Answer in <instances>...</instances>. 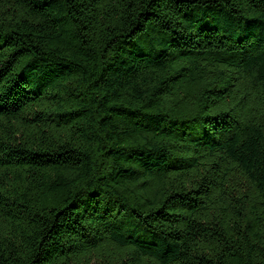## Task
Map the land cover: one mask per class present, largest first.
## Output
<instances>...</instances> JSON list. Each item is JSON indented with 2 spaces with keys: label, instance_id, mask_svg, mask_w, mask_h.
<instances>
[{
  "label": "trees",
  "instance_id": "1",
  "mask_svg": "<svg viewBox=\"0 0 264 264\" xmlns=\"http://www.w3.org/2000/svg\"><path fill=\"white\" fill-rule=\"evenodd\" d=\"M0 264H264V0H0Z\"/></svg>",
  "mask_w": 264,
  "mask_h": 264
}]
</instances>
